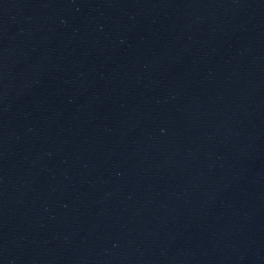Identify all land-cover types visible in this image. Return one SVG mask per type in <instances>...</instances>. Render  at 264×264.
Here are the masks:
<instances>
[{
  "label": "water",
  "instance_id": "obj_1",
  "mask_svg": "<svg viewBox=\"0 0 264 264\" xmlns=\"http://www.w3.org/2000/svg\"><path fill=\"white\" fill-rule=\"evenodd\" d=\"M0 264H264V0H0Z\"/></svg>",
  "mask_w": 264,
  "mask_h": 264
}]
</instances>
